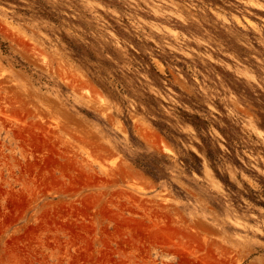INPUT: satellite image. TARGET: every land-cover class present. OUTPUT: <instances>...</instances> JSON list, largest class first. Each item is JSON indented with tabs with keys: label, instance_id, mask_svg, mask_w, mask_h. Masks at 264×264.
<instances>
[{
	"label": "rangeland",
	"instance_id": "rangeland-1",
	"mask_svg": "<svg viewBox=\"0 0 264 264\" xmlns=\"http://www.w3.org/2000/svg\"><path fill=\"white\" fill-rule=\"evenodd\" d=\"M0 264H264V0H0Z\"/></svg>",
	"mask_w": 264,
	"mask_h": 264
},
{
	"label": "trees",
	"instance_id": "trees-1",
	"mask_svg": "<svg viewBox=\"0 0 264 264\" xmlns=\"http://www.w3.org/2000/svg\"><path fill=\"white\" fill-rule=\"evenodd\" d=\"M195 123V122H194ZM196 125H198V127H202L201 124L199 122H196ZM204 141V140H203ZM204 146L206 147V155L207 157L214 162L215 158H214V154L212 153V150L209 148V145L207 143H205L204 141Z\"/></svg>",
	"mask_w": 264,
	"mask_h": 264
}]
</instances>
